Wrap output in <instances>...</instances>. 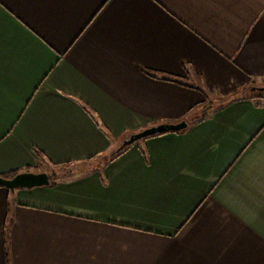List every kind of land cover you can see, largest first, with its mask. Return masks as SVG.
<instances>
[{
	"label": "crops",
	"instance_id": "1",
	"mask_svg": "<svg viewBox=\"0 0 264 264\" xmlns=\"http://www.w3.org/2000/svg\"><path fill=\"white\" fill-rule=\"evenodd\" d=\"M261 81L264 0H0V264H264Z\"/></svg>",
	"mask_w": 264,
	"mask_h": 264
},
{
	"label": "water",
	"instance_id": "2",
	"mask_svg": "<svg viewBox=\"0 0 264 264\" xmlns=\"http://www.w3.org/2000/svg\"><path fill=\"white\" fill-rule=\"evenodd\" d=\"M250 92H256L264 95L263 86H253L249 88ZM186 128L185 122L177 124H161L142 130L136 134L129 135L119 145L117 152L129 147L143 139L163 135L166 133L180 132ZM49 184V177L46 173H31L23 172L17 174L10 179H4L0 177V188L9 190L11 193L17 189H32L47 186Z\"/></svg>",
	"mask_w": 264,
	"mask_h": 264
},
{
	"label": "trees",
	"instance_id": "3",
	"mask_svg": "<svg viewBox=\"0 0 264 264\" xmlns=\"http://www.w3.org/2000/svg\"><path fill=\"white\" fill-rule=\"evenodd\" d=\"M147 75L152 77V78H156L157 79V77L155 75H152L150 73L147 74ZM166 81H170V80H166ZM174 82H177V81H174ZM261 82L262 83L259 84L258 86H263L264 85V81H261ZM253 86H257V85L254 84ZM263 98H264V95L258 94L256 92H250L249 88L247 87V88H243L241 90L235 91L231 96H228V97L220 100V102H218V105H217L216 109H220L224 105L232 103V102H236V101L248 100V99H250V100H262ZM126 149H128V147H126V148L120 150L119 152H117L109 160L112 161L116 157L120 156L122 153H124L126 151ZM54 169H56V168H53L49 175L47 174L48 177H49V180H53V178L56 177V172L57 173H61V170H54ZM26 172H29V171H26ZM20 173H23V172L15 171V172H11V173H8V174L0 176V177H2L4 179H10V178H12V177H14V176H16L17 174H20ZM62 175H63V173L60 176H62Z\"/></svg>",
	"mask_w": 264,
	"mask_h": 264
},
{
	"label": "rangeland",
	"instance_id": "4",
	"mask_svg": "<svg viewBox=\"0 0 264 264\" xmlns=\"http://www.w3.org/2000/svg\"><path fill=\"white\" fill-rule=\"evenodd\" d=\"M257 83L259 84L260 82H257ZM257 83H255V85H256ZM261 83H262V82H261ZM262 100H263V99H262ZM262 100H250V101L253 102L254 104H255V103L259 104L260 102H263ZM232 103H233V102H232ZM255 105H256V104H255ZM214 106H215V105H214ZM221 109H222V108H221ZM206 110H207V105H206V104H205V105H199L198 108L195 109L194 112L192 113L193 116H191V117H194L193 121L195 122L197 119H198V120L201 119V118H199L200 114H201L202 112H205ZM218 110H219V109H218ZM218 110H217V111H218ZM189 117H190V116H189ZM93 118H94V117H93ZM94 119H95V118H94ZM182 122H185V123L188 122V117L185 118V120L182 121ZM182 131H183V130H182ZM182 131H180V133H181ZM126 136H127V135L123 136L122 139L126 138ZM100 160H101V159H98V160L96 159V160L91 161V163L93 162V163H92V167H94L95 165H99ZM87 161H88V160H87ZM86 164H88V163H86ZM72 166H76L75 173H80V172L85 171L84 169H81V168H82L81 166H78V165H72ZM41 167H42V166H41ZM86 167H87V166H86ZM68 168H69V169H66V171H70V172H71V170H70L71 166H69ZM42 169L45 170V171L48 173V175H49L53 168H49L48 165L44 164L43 167H42ZM79 169H81V170H79ZM54 170H60V169H54ZM77 176H78V175L74 176L75 179L77 178ZM81 176H82V175L80 174V177H81ZM59 177H61V176H59ZM67 179H68V178H67ZM66 181H68V180H66Z\"/></svg>",
	"mask_w": 264,
	"mask_h": 264
}]
</instances>
